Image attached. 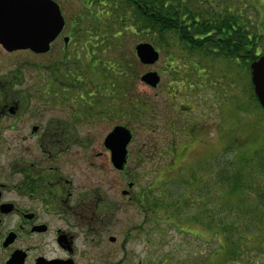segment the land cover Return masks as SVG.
<instances>
[{
  "label": "rangeland",
  "instance_id": "rangeland-1",
  "mask_svg": "<svg viewBox=\"0 0 264 264\" xmlns=\"http://www.w3.org/2000/svg\"><path fill=\"white\" fill-rule=\"evenodd\" d=\"M56 1L62 4L67 22L63 36L75 30L83 33L74 34L65 50L62 36L48 55L19 53L6 61L47 63L54 73L63 54L67 55L65 68L73 77L66 72L65 81L79 78L82 93L89 90L94 96L92 107L87 104L91 98L84 95V106L69 100L65 109H81L80 137L87 142L81 147L85 158L82 183L88 179L86 189L99 186L105 190L114 206L108 235L114 243L107 239L98 249L106 245L113 256L104 260L98 252L95 263L145 264L168 257L167 264L216 263L222 254L216 251L208 258L219 244L204 208L222 225L233 222V213L236 219L243 209L244 222L264 227V219L261 223L256 208L249 205L253 201L261 208L264 199V109L255 96L251 65L239 57L218 54L207 61L200 54L188 58L177 39L169 40L173 48L159 49L155 44L161 42L158 34L124 29L110 35L111 50L97 45L91 58V45L101 41L90 30L95 16L83 14V0ZM242 1L236 2L248 5L244 17L254 33L256 24L264 27V0ZM76 11H81L84 28H78ZM71 18L77 24L69 25ZM117 34L119 39L113 36ZM148 42L161 53L153 66L142 65L136 56V46ZM258 44L264 55V38ZM169 49L176 53L173 57ZM127 55L133 64L128 75L114 77L107 70L109 65L101 64L99 76L95 59L109 62ZM151 71L161 77L156 88L140 80ZM115 126L127 127L133 134L124 169L127 179L110 165V153L104 147L105 137ZM89 162L94 167L91 172L86 169ZM199 217L205 220L199 221Z\"/></svg>",
  "mask_w": 264,
  "mask_h": 264
},
{
  "label": "flooded vegetation",
  "instance_id": "flooded-vegetation-1",
  "mask_svg": "<svg viewBox=\"0 0 264 264\" xmlns=\"http://www.w3.org/2000/svg\"><path fill=\"white\" fill-rule=\"evenodd\" d=\"M53 1L62 12V4ZM66 27L67 22L47 53L9 50L0 42V264H96L98 252L104 260L113 256L106 245L98 249L107 243L114 206L105 190L86 189L88 179L82 183L81 147L87 142L80 137L81 109H65L69 100L84 106L81 80L65 81L73 75L65 68L64 54L54 73L47 63L6 61L19 53L48 55ZM80 33L63 36L64 50ZM84 47L89 49L87 43ZM96 48L97 43L90 50L95 54ZM88 91L85 96L94 97ZM93 101L87 104L92 107ZM106 151L110 165L127 179Z\"/></svg>",
  "mask_w": 264,
  "mask_h": 264
},
{
  "label": "trees",
  "instance_id": "trees-1",
  "mask_svg": "<svg viewBox=\"0 0 264 264\" xmlns=\"http://www.w3.org/2000/svg\"><path fill=\"white\" fill-rule=\"evenodd\" d=\"M236 1L83 0L82 6L85 11H81L84 12L83 14L95 16L93 19L94 24L90 30L93 36L95 35L98 40L101 39L97 42L99 48L106 47V49L111 50L114 43L109 37L118 32L119 29L131 33L143 30L145 35L153 34L156 36L158 34L161 42L160 45L159 43L155 44L159 49L165 46L172 47L173 43H170L169 40L175 41L177 39L186 51L188 58L200 54L204 57L201 60L207 61L218 54L217 57H239L244 64L251 65L263 55H260L258 51V41L264 38V27L256 24V32L253 33L250 30L251 23L244 17L248 5L242 3L244 0L240 2L241 5L237 4ZM81 11H76L75 15L77 21L80 22L78 26L80 29L85 27L83 25L84 21L81 20ZM69 20V25L77 24L75 19L71 18ZM238 21L240 27L235 30ZM113 36L119 39L120 34ZM169 52L171 57L176 54L171 49H169ZM91 55L93 57L95 55L93 50ZM175 58L172 61H175ZM67 59L69 61V57ZM101 64L104 67L106 65L111 66H108L107 70L112 71L114 77L128 75L133 66L132 57L129 55L125 58L123 56L116 57L115 61L109 62L98 57L97 60H94V65L97 66L99 76L103 73L100 68ZM257 102L259 103L258 99ZM242 159L246 160L247 158L243 157ZM251 182L252 180L249 181L252 186ZM142 198H144V195ZM178 204V202L174 203L177 208H179ZM254 204L256 203L252 201L249 205L251 208H256L257 218L261 222L264 219V199L261 208ZM202 207L204 208L203 205ZM208 211L204 208L211 230L214 231V237L218 239L219 244V247L211 253L214 252V254L208 258L211 259L215 256L216 251H219L217 254H222V258H219L213 264H218L221 261L219 264H264L263 226L257 224L256 227H252L249 223L244 222V218H242L244 217L243 209L238 210L239 214L236 219L233 213V217H231L233 222L226 225L216 222L215 216H212L211 211ZM198 220L202 221L205 218L199 217ZM222 240L224 244L221 243ZM168 259L170 258H162V260L156 261L153 258L151 263L147 262L145 264H167ZM207 261L208 259H206ZM202 262L205 264V260H202ZM197 264L199 263L197 262Z\"/></svg>",
  "mask_w": 264,
  "mask_h": 264
},
{
  "label": "water",
  "instance_id": "water-1",
  "mask_svg": "<svg viewBox=\"0 0 264 264\" xmlns=\"http://www.w3.org/2000/svg\"><path fill=\"white\" fill-rule=\"evenodd\" d=\"M65 24L60 6L53 0H17L14 3L3 0L0 5V42L9 50L31 49L36 53H47ZM136 54L140 62L148 66L156 64L160 58L159 52L149 43L137 45ZM251 70L254 92L264 109V55L251 64ZM141 81L156 88L160 76L151 71L143 75ZM132 139V132L124 126H116L106 136L104 145L111 152L116 170L125 169Z\"/></svg>",
  "mask_w": 264,
  "mask_h": 264
}]
</instances>
